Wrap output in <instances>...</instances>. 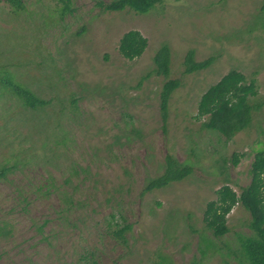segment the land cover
Segmentation results:
<instances>
[{"label":"rangeland","instance_id":"374dc122","mask_svg":"<svg viewBox=\"0 0 264 264\" xmlns=\"http://www.w3.org/2000/svg\"><path fill=\"white\" fill-rule=\"evenodd\" d=\"M21 1L22 10L0 0V78L9 76V85L13 77L47 101L45 132L53 135L46 141L61 134L63 143L50 156L44 135L26 124L21 101L0 94V264L239 262L249 213L235 205L222 236L202 218L225 177L236 192L249 183L253 153L264 146V0H162L145 13L96 5L110 0ZM127 30L146 39L131 59L117 48ZM163 43L169 77L180 82L164 130L157 103L164 78L147 76ZM190 49L194 61L215 59L183 73ZM229 69L255 79L260 106L251 124L224 142L194 115L200 95ZM233 151L242 153L237 165ZM166 153L192 165L191 173L141 192L162 171Z\"/></svg>","mask_w":264,"mask_h":264},{"label":"trees","instance_id":"16d2710c","mask_svg":"<svg viewBox=\"0 0 264 264\" xmlns=\"http://www.w3.org/2000/svg\"><path fill=\"white\" fill-rule=\"evenodd\" d=\"M15 9L24 7L21 0H9ZM162 0H110L109 2L97 1L96 5L101 11H121L130 9L134 12L145 13L155 4ZM68 10L67 5L59 8L58 14L61 15ZM264 22V21H263ZM146 46V39L136 30L125 31L118 41V51L123 57L131 59L139 56ZM192 50H188L183 56V73H192L205 69L215 59L210 56L205 59L194 61ZM152 67L147 76L152 73L164 78L158 91V116L160 128L165 129L168 115V102L171 93L180 85L178 78L169 77L170 74V57L167 44H161L154 51L152 57ZM9 80V76L1 77L0 84L4 86L1 92L13 94L18 98L22 105L19 109L26 113V124L30 130L42 136V148L50 153V156L57 155V146L63 143V136H55L51 144L48 145L46 140H50L52 133L46 134V129L50 125L51 115L45 110L47 101L37 97L30 89L24 87L21 83L11 78L7 85L4 80ZM255 79L248 80L245 74L238 69H229L215 83L209 85L200 95L197 102V109L194 118L201 122V126L216 131L224 142L230 140L238 131L245 129L251 124L253 113L259 108L260 103L253 101L257 94ZM67 107H75V99H67ZM17 109V111L19 110ZM31 110L33 114H27ZM60 111L61 107L58 109ZM14 113L11 117L14 118ZM5 116H8L5 114ZM23 124V125H26ZM133 133H138L136 129H129ZM44 132V133H43ZM119 135H115L118 138ZM242 153L233 151L231 161L237 165ZM225 161L226 158H223ZM192 171V165L189 163L176 160L171 154L166 153L163 158L162 171L155 177H150L144 183L141 192H147L152 189L162 188L173 181L185 179ZM2 173V168L0 174ZM72 173L75 170L72 169ZM250 181L247 185L242 186L239 192H236L229 184L228 178L225 177L224 184L216 189L215 199L209 200L203 211V222L207 229L215 236L227 234L229 227L227 225V215L232 208L240 204L249 213L248 229L250 234L240 236L241 256L240 261L236 264H264V146L258 148L252 156L249 168ZM49 179V176H47ZM68 181V177L64 178ZM65 197L63 203L70 204ZM67 209V207L65 208ZM128 224L116 227L113 231L117 236H121L123 230ZM246 253V259L243 256ZM244 261V262H243ZM154 264H164L161 259H157ZM220 264H232L223 261Z\"/></svg>","mask_w":264,"mask_h":264}]
</instances>
